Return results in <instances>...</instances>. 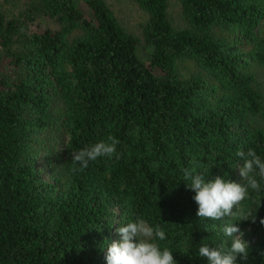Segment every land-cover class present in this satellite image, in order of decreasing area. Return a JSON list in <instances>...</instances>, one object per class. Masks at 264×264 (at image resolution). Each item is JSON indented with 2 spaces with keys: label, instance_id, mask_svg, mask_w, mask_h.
I'll return each instance as SVG.
<instances>
[{
  "label": "trees",
  "instance_id": "1",
  "mask_svg": "<svg viewBox=\"0 0 264 264\" xmlns=\"http://www.w3.org/2000/svg\"><path fill=\"white\" fill-rule=\"evenodd\" d=\"M23 1L0 14V264H106L115 229L136 218L165 232L156 242L177 264H208L199 247L218 246L225 222L248 243L237 264H264V180L234 209L250 220L211 221L182 172L195 162L206 180L243 184L236 152L264 160L251 71L264 67V0H177L181 28L170 0H133L141 41L105 0ZM40 18L53 27L32 29ZM109 135L120 158L74 171L73 152Z\"/></svg>",
  "mask_w": 264,
  "mask_h": 264
},
{
  "label": "clouds",
  "instance_id": "2",
  "mask_svg": "<svg viewBox=\"0 0 264 264\" xmlns=\"http://www.w3.org/2000/svg\"><path fill=\"white\" fill-rule=\"evenodd\" d=\"M119 143L116 137L109 135L106 140L73 152V170L83 171L89 162L98 158L119 159ZM235 155L242 161L238 172L246 183H236L220 176L206 180V175L197 171L195 162L191 168L182 169L183 179L188 182L186 187L195 193L192 199L198 206L195 214L199 219L250 220L251 213L241 211L238 214L234 209L247 198L249 189L260 191L261 185L256 177L264 180V160L253 149H248L247 152L238 150ZM251 220L255 222V216ZM259 223L264 226V218ZM115 231L119 238L106 245V264H177L172 251L167 248L161 250L156 242L166 239L165 232L159 226H150L145 220L136 218L118 226ZM220 231L225 239L216 247L201 245L198 256L206 258L208 264H237L238 257L246 260L248 243L241 238L242 233L234 235L240 232L239 228L234 223L225 222ZM228 238H231L230 242Z\"/></svg>",
  "mask_w": 264,
  "mask_h": 264
},
{
  "label": "rangeland",
  "instance_id": "3",
  "mask_svg": "<svg viewBox=\"0 0 264 264\" xmlns=\"http://www.w3.org/2000/svg\"><path fill=\"white\" fill-rule=\"evenodd\" d=\"M107 5L113 11L115 17L120 24L130 33L135 35L139 41H141V26L146 20V15L137 7L133 0H105ZM25 9L23 0H0V14L6 19L15 18ZM169 17L175 27H183V23L180 18L179 3L177 0H170L169 3ZM34 30H42L45 28H52V22L50 20L37 19L35 23L31 25ZM1 50V49H0ZM137 56L141 60L146 59V51L143 50L141 44L136 51ZM181 72L183 74H190L193 72V67L190 63H183L181 65ZM255 76V86L262 96V106L264 111V67L254 65L251 69ZM8 71L5 67L0 66V75H7ZM260 126H264V122L261 118L258 119Z\"/></svg>",
  "mask_w": 264,
  "mask_h": 264
}]
</instances>
